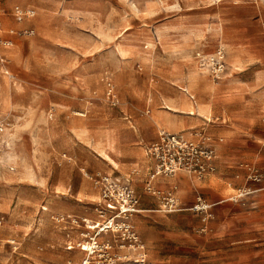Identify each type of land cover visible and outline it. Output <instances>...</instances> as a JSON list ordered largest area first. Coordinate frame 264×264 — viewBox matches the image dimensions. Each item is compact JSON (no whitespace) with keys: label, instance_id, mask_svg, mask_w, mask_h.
<instances>
[{"label":"rangeland","instance_id":"rangeland-1","mask_svg":"<svg viewBox=\"0 0 264 264\" xmlns=\"http://www.w3.org/2000/svg\"><path fill=\"white\" fill-rule=\"evenodd\" d=\"M15 4L35 8L36 15L17 22L12 15ZM77 6L83 9H77ZM178 8L180 9L177 0H13L9 7L0 8L9 25L15 26L18 23V30H33L31 34L15 35L16 44L11 46L13 51L4 53L6 56L0 54V96L5 91L9 93L8 77L12 73L17 75L12 86L16 88V101L19 103V111H13L3 120L0 119V124L4 125V130L0 131V199L11 190L15 194L10 210L0 211L1 229L14 226L11 214L19 201L30 205L21 207L18 212L20 218L24 219L29 215L35 221V228H29L30 232L25 236L27 239L33 233L40 235L43 220L49 222L51 230L58 233L64 231L65 224L70 228L71 225L65 221L71 222L74 216L78 220L98 217L97 204L88 199L79 202L76 211L65 213L71 215H64L65 221H58L63 214L49 213V208L44 211L43 204H46L47 199L54 198L55 182L61 174L68 177L70 188L78 189L84 172L90 176L100 169L86 163L87 158L80 153L77 159H68L70 155L65 157L64 152L61 153L63 161L49 158L50 149L42 139V129L46 123L49 122L53 127L54 137L61 140L65 136L85 156L88 153L97 160L101 157L115 168L93 148L95 128L105 127L108 123L128 121L132 118L130 113L133 111L146 114L149 91L152 93L158 84L157 79L152 82L151 78L166 73L168 65L191 60L195 62L196 73L203 77L211 76L209 71L196 64L191 52H175L170 56L161 54L155 46L152 48L149 42L148 49L144 48V43L141 47L122 45L123 41L138 35L143 29L154 32L159 27L160 17L170 16ZM1 57L6 58L4 63L10 71L8 74L4 71L6 68L2 66L4 63ZM161 60L168 65H162ZM91 62L96 63L99 68L93 80L86 77L88 74L84 70L81 71L83 66ZM3 76L8 82L6 87L2 86ZM108 82H111L113 92L119 99L117 105L107 95ZM263 88L264 84L261 86ZM87 91L92 97L86 100L84 109H80L77 98ZM30 93H34L39 104L27 112ZM79 111L84 112L85 116L78 114ZM50 115L53 116L52 119L49 118ZM123 126L118 128L119 144L134 145L140 144V139L145 143L153 139L131 136ZM105 138L108 146L113 149L114 136L107 133ZM127 160L128 158H120L121 163ZM258 165L257 170L262 173V164ZM262 182L261 187L264 186V179L259 183ZM85 185L87 186L86 183ZM144 188L141 184L138 185L141 198L151 201L150 196L143 195ZM165 194L159 196L158 203L151 206L154 207L151 211L145 212V216L149 218L145 234L155 241L153 247L146 245L148 262L264 264V214L258 218L250 215L232 217L234 215L218 214L215 210L213 217L205 224L201 215L192 210L164 212L161 204ZM238 194L239 191L236 190L234 195H227L231 199L227 202L234 205L233 198ZM227 196L225 197L228 198ZM257 197L259 206H262L264 190ZM32 198L35 199L34 203H30ZM236 206L243 210L253 209L239 203ZM186 212L189 213L188 219L182 215ZM77 228L76 232V227L72 230L74 235L79 236L81 232L88 231L85 224ZM136 229L143 240L137 225ZM107 237L115 239L111 233ZM116 240L120 242L121 235H117ZM13 244L18 248V242L13 237L7 241L0 235V264L33 262L25 250L15 251ZM62 248H58L57 255L62 253ZM68 255L63 259L50 258L44 261L48 264H68ZM73 262H77V259Z\"/></svg>","mask_w":264,"mask_h":264},{"label":"crops","instance_id":"crops-1","mask_svg":"<svg viewBox=\"0 0 264 264\" xmlns=\"http://www.w3.org/2000/svg\"><path fill=\"white\" fill-rule=\"evenodd\" d=\"M12 3L13 0H0V8H7ZM177 3L180 9L178 8L170 16L160 17L159 27L154 29V32H150L147 28L143 29L138 35L130 36L123 41L122 45L141 47L144 43V48L148 49L150 44L164 55L191 52L193 57L198 50L208 53L222 46L226 51V71L219 80L196 73L194 61H178L168 65L166 61L161 60L162 65H168V69L166 73L159 74V77L151 78L152 82L157 79L158 84L152 93L149 91L146 114L133 111L130 113L132 118L128 121L119 124L108 123L105 127L94 129L93 148L100 154L108 151L119 163V168L109 166L101 157L97 160L91 154L86 153L85 156L82 150L65 136H62L61 140L54 137V129L49 122L42 129V139L50 149L49 158L63 161L61 153L64 152L65 157L70 155L68 159H73L72 157L77 159L80 153L82 157L87 158L86 163L100 168L96 173L103 171L122 179L128 178L136 191L139 184L143 188L145 186L143 195L150 196L151 201H144L138 191L142 211L133 219L141 231L143 243L149 247H153L155 241L153 237L145 234V228L149 227L147 221L149 218L145 216V212L154 208L151 206L158 203L160 194L148 192L147 185L161 192L173 191L183 206L193 204L196 196L201 194L208 202L213 203L212 210H217L218 214L234 215L232 217L250 215L257 218L264 214V204L259 206L257 197L264 190L260 189L263 182L249 183L248 180L252 171H260L257 170L258 164H262L260 167L262 173L264 172V88L261 89L264 84V0H177ZM77 9L83 8L77 6ZM3 19L5 27L19 26L18 23L15 26L9 25L5 16ZM3 35L4 38L12 40L10 45H0L1 56H6L7 54L4 53L13 51L11 46L16 44L17 37L7 32ZM196 64H198L197 59ZM2 66L6 68L5 63ZM5 70L9 71L8 68ZM82 70L88 74L87 78L93 80L99 68L96 63L91 62L83 66ZM16 76L11 73L8 77L10 91L9 93L5 91L4 95L0 96L2 120L13 111H19L16 88L12 86ZM7 83L3 76L2 86L6 87ZM88 92L77 98V106L80 109H84L86 100L92 97ZM36 104L39 103L36 102L34 93H30L26 111L34 109ZM81 114L85 116L84 112ZM49 118L52 119L53 116L50 115ZM120 125H124V129L131 136L153 138L151 142L157 138L160 129L196 138L198 136L194 133L203 132L209 138V144L216 150L214 169L201 179L185 171H178L171 176L151 177L155 165L154 159L147 150L151 142L145 143L140 139V144H119ZM107 133L115 138L113 149L106 143ZM121 157L128 160L121 163ZM83 176L80 187L72 189L66 174H61L55 182L54 198L47 199L46 204H43L44 211L49 208V213L71 216L65 213L76 211L79 202L84 199L97 203L100 198L99 191L87 172H84ZM248 186L255 191L241 196L240 200H234V205L227 202L231 200L229 197L234 195L236 190L240 194ZM13 195L15 194L11 190L0 199V211L10 210ZM30 201L34 203L35 199L32 198ZM237 203L253 209L243 210L236 206ZM24 206L30 207L22 201L15 204L11 214V220L15 224L11 228H0L2 238L8 241L13 237L18 242V248L13 244L15 251L25 250L33 259V262L28 261V264H48L45 259H63L67 254L70 257L67 259L68 264H78L83 252L78 248L72 250L66 248L65 244L68 241L66 233L70 231L67 229V224L64 225V231L57 233L51 230L49 222L43 220L40 235L33 233L28 239L25 237L30 232L29 228H35V221L29 215L24 219L20 218L18 212ZM184 214L182 215L186 219L190 218L189 213ZM208 221L205 224H208ZM76 231L77 229L74 232ZM74 232L72 231V237L78 238ZM106 239L108 237L105 235L99 237L101 241ZM61 246L62 253L57 255L56 252ZM76 259L77 262L74 263Z\"/></svg>","mask_w":264,"mask_h":264},{"label":"built area","instance_id":"built-area-1","mask_svg":"<svg viewBox=\"0 0 264 264\" xmlns=\"http://www.w3.org/2000/svg\"><path fill=\"white\" fill-rule=\"evenodd\" d=\"M12 15L17 22L32 18L36 15L35 8L16 4L12 8ZM3 12L0 10V44L10 45L11 39L4 38V32L12 35L31 34L33 30H18L15 27H5ZM198 64L209 71L214 80H219L226 71V51L219 46L213 52L198 50L195 53ZM1 61L6 62L5 58ZM8 74V70H4ZM107 95L112 103L117 105L119 99L113 92L111 82H108ZM4 125L0 124V131ZM196 137H189L184 134L174 133L166 129H160L157 138L148 146V154L154 159L155 165L151 177L171 176L178 171H185L197 179H201L206 173L214 169L213 162L216 158L215 148L209 144V138L203 132H196ZM89 176V175H88ZM94 186L99 191L100 198L97 201L96 219L72 217L71 222L65 221L62 216L58 221H65L71 226L67 229L68 250L78 248L83 252L78 264H152L147 260L145 244L141 240L134 216L141 212L140 198L136 188L128 178L122 179L109 173L97 172L89 176ZM264 175L252 171L248 180L261 182ZM147 191L152 194H165L162 197L161 209L166 213L177 212L189 209L201 215L204 222L213 217V203L208 202L201 194L189 206H183L173 191H158L151 185H147ZM260 189H264V186ZM255 191L246 188L237 197H241ZM233 198L234 200H237ZM70 217V216H68ZM85 224L87 232H81L78 238L72 237L74 227H81ZM104 233L106 236L111 233L115 239L99 240ZM121 235V241L116 236Z\"/></svg>","mask_w":264,"mask_h":264},{"label":"bare ground","instance_id":"bare-ground-1","mask_svg":"<svg viewBox=\"0 0 264 264\" xmlns=\"http://www.w3.org/2000/svg\"><path fill=\"white\" fill-rule=\"evenodd\" d=\"M78 114H81L82 112H77ZM101 154H102V156L106 159V160H108L110 163H112L115 167H118L119 166V163L117 162V160L116 159H114L113 157H112V155L110 154V153H108V151L106 152V151H103V152H101ZM13 167V166H12ZM13 169V168H12ZM11 174V173H10ZM6 175V174H5ZM11 176H9V178H10ZM14 178V177H13ZM12 179V178H11ZM42 179V178H41ZM0 224L2 225V222L0 221ZM102 235H105L104 233H101Z\"/></svg>","mask_w":264,"mask_h":264}]
</instances>
